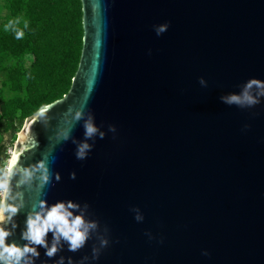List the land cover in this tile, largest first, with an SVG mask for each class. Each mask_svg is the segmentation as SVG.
Returning a JSON list of instances; mask_svg holds the SVG:
<instances>
[{"label":"water","instance_id":"1","mask_svg":"<svg viewBox=\"0 0 264 264\" xmlns=\"http://www.w3.org/2000/svg\"><path fill=\"white\" fill-rule=\"evenodd\" d=\"M80 2L82 48L69 90L48 103L47 126L36 116L41 106L24 120L11 156L26 164L54 148L53 180L61 179L47 199L87 201L111 238L92 264H264V101L246 109L220 99L264 79V0ZM166 21L157 35L153 26ZM85 94L72 137L94 147L81 160L76 143H56L55 132ZM90 113L103 138L85 137ZM25 194L21 227L40 198ZM94 243L96 232L79 251L65 246L51 258L41 246L39 259L79 260Z\"/></svg>","mask_w":264,"mask_h":264},{"label":"clouds","instance_id":"2","mask_svg":"<svg viewBox=\"0 0 264 264\" xmlns=\"http://www.w3.org/2000/svg\"><path fill=\"white\" fill-rule=\"evenodd\" d=\"M170 21L154 25L157 35H162L170 26ZM19 19L10 20L5 28H13L16 37L22 38L25 35L24 28L28 27V21H24V27H18ZM151 51V50H149ZM202 86L208 85V80L201 76L199 78ZM228 105H237L240 108L251 109L264 101V79L251 77L245 81L239 91L229 92L220 97ZM87 94L80 106L70 104L64 112L63 126L55 132V142L62 143L72 139L76 143L77 159H86L89 156L94 144L88 139L78 141L72 137V130L77 122L84 116L86 108ZM52 104L41 106L36 116L47 126L49 109ZM85 137L92 138L97 133L100 137L105 136V132L100 130L95 123V115L89 114L84 122ZM245 128L250 127L245 124ZM110 129L115 132L116 125H110ZM51 139V137H50ZM38 143V141H37ZM54 148L42 153L40 159L31 163H21L18 154H13L9 160L0 163V264H92L100 258L102 251L110 244L109 235L99 232L100 222L92 219L89 214L90 204L87 201L81 203L73 199H59L50 203L47 199L45 189L49 184L61 179L59 172L53 171L51 164L55 161ZM71 177H76V172L71 173ZM25 188L34 191L40 198L38 203L32 204L27 210L23 227L17 220V215L27 206L28 199ZM136 220L144 219V214L139 206L135 208ZM19 229V240L12 238ZM108 231L105 228V233ZM51 232V237L49 233ZM96 232L98 244H93L91 255H83L79 260L71 255H59L56 259H39L41 257V246L44 249L43 255L46 257H56L65 246L69 251H79L84 248L87 242ZM149 239L154 236L147 233ZM162 240V238H161ZM22 241V242H21ZM208 254V250H204Z\"/></svg>","mask_w":264,"mask_h":264},{"label":"trees","instance_id":"3","mask_svg":"<svg viewBox=\"0 0 264 264\" xmlns=\"http://www.w3.org/2000/svg\"><path fill=\"white\" fill-rule=\"evenodd\" d=\"M7 15L0 26L1 135L19 129L40 106L61 98L77 69L82 48L80 0H4ZM19 19L25 35L17 38L5 25ZM30 57L27 67L23 60Z\"/></svg>","mask_w":264,"mask_h":264},{"label":"rangeland","instance_id":"4","mask_svg":"<svg viewBox=\"0 0 264 264\" xmlns=\"http://www.w3.org/2000/svg\"><path fill=\"white\" fill-rule=\"evenodd\" d=\"M7 12L6 9L4 7V0H0V26L4 23L5 18H6ZM31 59L30 57H26L23 60V66L27 67L30 63ZM0 81H1V77H0ZM1 87V84H0ZM0 96H2L4 99H8L12 96V93L9 92L7 89H0ZM2 101L0 99V105H1ZM23 125V123H22ZM22 128V126H20L19 129H15V130H11L10 132L4 133L1 135V142L4 141L6 143V145H8L9 147H13L14 143L16 141L17 135L20 131V129ZM0 142V143H1Z\"/></svg>","mask_w":264,"mask_h":264},{"label":"built area","instance_id":"5","mask_svg":"<svg viewBox=\"0 0 264 264\" xmlns=\"http://www.w3.org/2000/svg\"><path fill=\"white\" fill-rule=\"evenodd\" d=\"M12 149L13 147H9L8 145L6 146L5 152H4V160L1 162H6L7 160H9L11 154H12Z\"/></svg>","mask_w":264,"mask_h":264}]
</instances>
